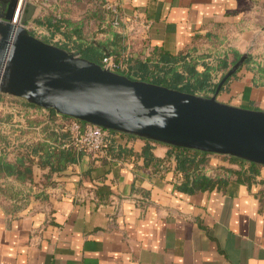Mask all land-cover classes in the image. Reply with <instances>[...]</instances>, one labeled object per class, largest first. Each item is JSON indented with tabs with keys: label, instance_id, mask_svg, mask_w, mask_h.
<instances>
[{
	"label": "crops",
	"instance_id": "obj_1",
	"mask_svg": "<svg viewBox=\"0 0 264 264\" xmlns=\"http://www.w3.org/2000/svg\"><path fill=\"white\" fill-rule=\"evenodd\" d=\"M28 1L37 7L30 33L72 51L96 42L119 57L129 51L123 60L146 59L221 38L230 64L235 52L248 58L220 101L264 109V85L253 80V66L264 65V0ZM106 1L147 18L146 39L113 28ZM44 15L56 27L38 24ZM145 144L115 132L109 150L83 154L25 203L0 209V264H264V166L250 175L247 164L208 154L201 173L212 185L187 191L169 145L144 156Z\"/></svg>",
	"mask_w": 264,
	"mask_h": 264
},
{
	"label": "water",
	"instance_id": "obj_2",
	"mask_svg": "<svg viewBox=\"0 0 264 264\" xmlns=\"http://www.w3.org/2000/svg\"><path fill=\"white\" fill-rule=\"evenodd\" d=\"M0 0V93L106 130L157 143L236 157L264 166V109L222 102L224 83L248 58L243 53L202 96L132 79L28 30L36 5Z\"/></svg>",
	"mask_w": 264,
	"mask_h": 264
},
{
	"label": "trees",
	"instance_id": "obj_3",
	"mask_svg": "<svg viewBox=\"0 0 264 264\" xmlns=\"http://www.w3.org/2000/svg\"><path fill=\"white\" fill-rule=\"evenodd\" d=\"M37 23L56 27L58 21L53 20L51 16L44 15L38 19ZM31 34L33 33L31 32ZM221 42V38L211 39V47L202 49L199 52L196 48L185 54L171 55L160 50L151 54L146 59H133L127 57V59L123 60L124 69L122 70V74L132 79L148 81L187 93L208 96L214 92L223 75L222 73L230 64L226 50L222 48ZM63 46L67 48L66 45ZM73 49L80 52L81 56L97 63H101L102 57L106 54L102 46L96 42L79 41V43H75ZM108 54L119 59V52H108ZM240 56L239 53L235 52L233 61H236ZM198 66H201L202 70H199L197 68ZM253 69L257 75V77L253 79L254 82L264 85V65L257 63L253 66ZM230 80L231 78L224 83L220 90V94L228 90ZM22 107L27 110L29 108H37L35 105L27 102L22 103ZM49 113L51 123L47 122V124L42 127L38 117L29 116L30 119L26 121L30 127L33 126L32 130H34L35 127H41L40 131L38 128V133L35 131L37 134H41L30 136L28 134H32L33 131L26 130L28 128H25V130L24 128L22 130L19 129L20 133L18 131L17 146H19L21 150L17 152L18 155L13 161H7L4 157L0 156V177H12L14 180L20 181L21 184L25 181H32L35 172L33 167L35 166L45 171L43 177L50 183L53 174L77 162L84 154L83 152L76 151L73 147H60V144L67 139V133L54 130L53 121L56 117L55 112L54 110H49ZM64 118L70 119L68 117ZM109 133L111 137L115 132L110 131ZM129 136L134 137L131 135ZM110 137H108L105 150H109ZM49 142L55 143L56 146L53 147ZM154 143L157 142L146 139V144L142 149L144 156L149 154L151 144ZM6 145H3L2 148H5ZM169 150L170 153L174 154L176 168L185 174L183 182L184 189L192 191L197 188H205L212 185V180L201 173L205 157L212 153L174 146H169ZM223 158L230 162L237 163L241 167L247 164V169L251 173L250 175L259 167L257 164L236 157L223 156Z\"/></svg>",
	"mask_w": 264,
	"mask_h": 264
},
{
	"label": "built area",
	"instance_id": "obj_4",
	"mask_svg": "<svg viewBox=\"0 0 264 264\" xmlns=\"http://www.w3.org/2000/svg\"><path fill=\"white\" fill-rule=\"evenodd\" d=\"M28 0H18L15 9V15L13 22H17L22 14L24 3ZM104 8L111 14L109 24L113 28L121 27L123 29L122 34L131 37L142 36V39H146L145 35L151 27L150 21L145 18L141 13L134 12L129 16H122L118 10V3L105 2ZM129 54V51H125L124 55L117 59L111 54L106 53L101 59L102 67L122 73L124 69L123 57ZM45 110V109H44ZM46 111V110H45ZM33 112V111H31ZM47 112V111H46ZM54 130L67 133V139L60 144L61 148L73 147L78 152H83L88 155L100 154L105 151L107 146L108 137H110V131L106 130L98 125L80 122L74 119H65L55 113ZM49 123L51 122L47 118ZM39 127H35L38 130ZM53 147L55 143L49 142Z\"/></svg>",
	"mask_w": 264,
	"mask_h": 264
},
{
	"label": "rangeland",
	"instance_id": "obj_5",
	"mask_svg": "<svg viewBox=\"0 0 264 264\" xmlns=\"http://www.w3.org/2000/svg\"><path fill=\"white\" fill-rule=\"evenodd\" d=\"M234 62L236 61L231 62V64L228 65V68ZM200 68L201 67H199V70H202ZM227 69H225L224 72ZM224 72L222 74H224ZM219 75L220 73L218 74V79ZM211 95H213V93L208 96ZM217 99L220 100L226 98L224 95L221 96L219 91ZM22 103H26V101L14 96L0 93V156L4 157L7 161H13L18 155L17 152L21 150L20 147L17 146V135L19 136L20 133L19 129L22 130L24 128L25 130V128H28L26 130L33 131L32 134H28L30 136L41 134H37L38 130H32L33 126L30 127L26 123L27 119H30L29 116L38 117L42 124L41 127L49 121L47 119L50 116L49 110H46V112L44 109L37 106V108H29L27 110L22 107ZM35 131H37V133ZM3 145H6V147L2 148ZM33 169L35 171L34 175L37 171H42L35 166ZM46 182V179L36 180L33 176L32 181H25L21 184L20 181L14 180L12 177H0V209L6 208L9 205L15 206L17 203H25L30 197L39 193V185H45Z\"/></svg>",
	"mask_w": 264,
	"mask_h": 264
}]
</instances>
